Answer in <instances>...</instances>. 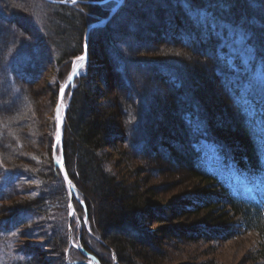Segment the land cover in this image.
I'll return each mask as SVG.
<instances>
[{
  "label": "trees",
  "instance_id": "trees-1",
  "mask_svg": "<svg viewBox=\"0 0 264 264\" xmlns=\"http://www.w3.org/2000/svg\"><path fill=\"white\" fill-rule=\"evenodd\" d=\"M19 3L16 1V4ZM139 3L148 12L142 14L145 20L131 15L133 21H129L134 25L130 29L140 36L138 40L133 33L128 36L117 32L119 25L110 30V21L104 27L91 30L117 34V39L108 40V55L119 75L120 87L127 90L123 92L120 89V102H115V98L107 92V84L101 88L98 86L94 75L97 68L90 61L74 80L64 115L63 156L65 168L77 192L75 210L79 209L82 215L91 218L94 230L102 240H106L119 264H164L165 256L158 248L160 241H157V234L146 228L149 223L157 222L152 211L157 215L159 210L149 207L150 193L140 182L132 181L134 177H120L108 169L110 160L105 152L110 136L115 135L118 126V114L113 109L116 107L120 109L123 119V142L132 150L141 151L147 143L145 137L148 138L150 134L141 124V117L153 115L147 109V104L156 95L153 90H158L165 97L164 102L171 105L176 123L182 127L178 137L185 145L181 156L185 159L186 167L202 181L205 189L212 187L218 193L217 196L208 193L191 197L182 207L181 215L197 216L201 210L199 207H204L200 216L202 219L222 223L226 215L221 213L223 208L219 213L216 208L221 203L225 204L243 226L259 234V253L264 258L262 210L257 205L242 207L229 201L226 192L216 188L214 181L200 170L197 161L200 147L212 143L239 167L250 169L256 164L257 149L264 143V62L261 59L264 57V0H139ZM110 4L113 5L114 0L103 4L82 2L73 5L24 0L20 3L21 7L31 9L35 13V22H39V39L31 45L30 50L20 46L22 40L14 36L12 28L16 17H9L7 10V7H13V3L6 0L5 8L0 5V102H4L0 106V202H10L7 207H0V264H39L35 254L43 252L21 242L24 237L42 239L40 247L50 249L56 256L48 258L46 264H68L67 261L84 259L77 250L70 251L68 259L65 257L68 193L53 164L50 147L43 153L37 148L40 138L33 130L35 127L37 130L39 119L35 112H29L32 100L26 86L40 79L48 61L61 68L71 63L69 59L81 53L86 26L107 16L112 7ZM124 4L116 14L122 13ZM21 17L17 16V19ZM126 18L124 13L120 15L121 21H126ZM148 30L152 31L151 36L157 42L156 48L163 43L164 47L170 49L189 50L201 59L199 68H206L229 105L236 130L234 147L215 135L211 111L197 95L193 82L188 83L190 74L174 63L143 56L149 51L139 39L142 37L145 40V34H141ZM12 37L14 41L10 43ZM130 37L132 44L125 41ZM47 44L51 51L44 57L42 52ZM88 54L90 58L96 57L92 51L88 50ZM152 82H156V88L150 90ZM235 85L253 90L249 96L262 92L260 98L257 97L258 101L253 97L261 115L257 117L251 107L253 118L244 109L243 102L238 103ZM56 89V86L52 89L54 96ZM19 143L29 144L42 154H31L29 159L35 163V160H42L41 167L27 169L20 164L22 147L19 148ZM2 167H6L10 173L5 180L1 179ZM91 200L96 203L93 208L89 206ZM47 210L54 213V218L48 217L45 213ZM40 214H46L45 230L41 224L24 229L29 220ZM166 229L170 232L174 228ZM201 229H205L209 235L199 233ZM198 230L194 233L188 227H179L181 233L191 236L177 238L193 241L198 237L215 239L233 235L224 228L203 226ZM16 234L18 237L12 236ZM79 242L100 264H115L108 257V249L102 255L81 237Z\"/></svg>",
  "mask_w": 264,
  "mask_h": 264
},
{
  "label": "rangeland",
  "instance_id": "rangeland-1",
  "mask_svg": "<svg viewBox=\"0 0 264 264\" xmlns=\"http://www.w3.org/2000/svg\"><path fill=\"white\" fill-rule=\"evenodd\" d=\"M10 1L13 3V7H7L9 17L14 16L17 19V16H22L17 20L15 19V24L12 28L15 32L14 36L16 35V38L18 36V38L20 37L22 40L19 43L20 46H23L25 50H30L29 48L31 45L33 46V43L39 39L37 34V31L39 30L37 24L39 22H35L33 15L34 12L32 13L31 9H24L21 7L20 3L22 4L24 0ZM16 1L20 3L16 4ZM44 1L49 3L47 0ZM5 2L6 0H0L1 7L5 8ZM108 6L109 5H107V7ZM116 13L113 14L109 20L110 22L108 23V26L111 25L109 29L113 30L119 25L117 32L125 33L128 36L133 33L136 40H138L137 38L140 36L138 37L137 33L130 29L134 25L129 21H133V19H131L132 16L145 20L143 15L148 12L145 8L141 7L139 0H126L122 10V13L127 17L125 19L126 21H121V12L118 14ZM41 21L44 23L43 18H41ZM7 23L9 22L7 21ZM43 23L41 24L44 25ZM97 32L90 31L88 34L87 51H92V55H96V57L92 58L88 55V61L93 64L92 66L94 68L95 66L97 68L94 75L97 77L98 86L101 88L103 85L107 84V92L112 98H115V102L116 100L120 102V89H122L123 92H126L127 90L120 87L118 79L119 75L113 69V64L108 55V49L110 47L108 40L114 39L116 33ZM151 32V30L143 31V34L141 35L145 34V40L142 37L139 39L142 43L144 42L143 44L148 47L147 51H149L148 53L143 54V56L149 57L150 60L174 63L181 66L185 72L190 74L191 78L188 80V83L190 84L193 82L197 95L200 97L202 103L211 111V123L215 126V130H213L215 135L225 141L230 147H234L236 143V130L235 122L230 116L231 111L229 110V105L217 89L216 83L210 78V74L207 72L206 68H199V61L201 59L192 55L189 50L180 48L170 49L164 47L163 43H161L163 46L159 45L158 48H156L157 42L153 40ZM11 40L10 43L14 41V38ZM125 41L131 42V44L133 42L131 37L129 39L126 38ZM43 49L42 54L44 57H47L51 51L50 45ZM82 51L83 45L81 53ZM153 51H155V53H153ZM79 55L71 57L69 59L71 63L66 64L63 68L60 66L56 67L53 62L49 63L48 61L46 65L47 68L40 79L36 81L33 80L26 86V90L32 100L28 107L32 112H29L31 114L35 112L39 119L37 130L36 127L33 130L35 131L34 134H39L40 138L38 139L39 145L37 148L39 147L38 150L40 149L41 153H43L50 147L51 158H54L53 154L58 158L60 153L58 145L54 149V112L58 103L59 91L66 83L71 69L77 62ZM87 64L89 65V63ZM83 70L84 68L82 71ZM54 86L57 88L55 96L52 91ZM149 88L150 90L155 89L156 82L150 83ZM153 92L156 95H153V99L147 104V109L151 110L153 115L146 118L141 117V124H143L144 129L147 128L148 130H146L150 131L149 137H151L150 139L149 137H145V139H147L145 146L142 147L141 151H134L123 142V136L125 135L123 119L122 116H120V109L116 107L113 109H115L118 114V118H116L118 126L115 128V135L110 136V143L105 152L110 160L108 169L120 177H134L135 179L132 178L134 179L132 181L140 182L144 189H147L150 193L147 203L149 207L154 208L157 211L159 210L157 215L152 211V214L156 216L155 219L157 222L149 223L150 225L146 228L157 234V241H160L158 248L165 256V258H163L164 264H264V258H262L259 253L261 237L256 231L241 230V233L230 238L218 236V238L215 239H200L198 237L193 241L177 238L191 236L188 233H181L179 227H183L184 229H187L188 227L194 233L203 226L217 229H231L235 227L234 224L237 222V216L233 215L229 208L225 207V204L222 203L216 208L217 213L223 210L221 213L226 215V220L222 223L217 220L209 221L207 219H202L200 216H202L201 211L204 207H199L201 210L197 216L195 214L186 216L181 215L180 212L182 211V207L186 205L191 197H200L208 193L217 196L218 193L212 187L208 189L206 187L205 189L202 185V181L193 176L190 170L186 167L185 159L181 156V152L185 149V145L183 144L181 137H178L182 127L180 128L176 123V116L171 112L170 109L172 107L169 102H164L165 97H163L158 90H153ZM68 99L69 90L65 88L61 93L60 106L65 107ZM152 102L155 104L153 105ZM3 104L4 102H0V106ZM35 118L36 117H34V119ZM19 148H21L19 153V161L22 162L20 163L21 165L25 166L27 169L36 168L41 165L42 160L40 159L35 160L36 163L29 160L31 159V154L42 155L34 150V148H31V145L27 144L26 146V143H19ZM171 165H175V167H172ZM2 168L4 169H2L1 172V179L5 180L9 177L10 173L6 167ZM36 185H38V182H36ZM89 202L90 208L96 206L94 200ZM8 205H10L9 201L0 202V207H7ZM45 213L48 214V217L54 218V213L50 210H47ZM4 216H6V214L2 215V217ZM44 216H46V214L35 215L29 220V223L25 225L24 229L27 228L28 230L30 227H33V225L37 224H41L42 226L43 224L47 225L45 222L47 218ZM65 221L67 228L65 248L66 259L70 251L75 250L73 244L77 243L78 239L81 237V239H83V241H85L86 244L97 253H102V255H104V252L108 249V257L115 262V264H119L116 262L114 253L109 249L106 240H102L94 230L90 217L82 215L80 210L77 209L72 214L70 222L68 221V215L66 216ZM167 227L174 229L169 232V230L167 231L166 229ZM43 228L44 230L46 229L45 226H43ZM236 228L240 229L238 226ZM163 230H165V232ZM38 232L41 234L40 231ZM198 232L206 236L209 235V232L205 229L198 230ZM12 236L18 237V234ZM10 237L11 236L9 235V238ZM41 240L42 239H29L24 237L21 238L20 241L25 245H30L33 248L42 251L43 253L40 252V254H35V259L39 264H46L48 258H56V256L51 253L50 249L43 250L42 248L44 247H40V243H42Z\"/></svg>",
  "mask_w": 264,
  "mask_h": 264
},
{
  "label": "water",
  "instance_id": "water-1",
  "mask_svg": "<svg viewBox=\"0 0 264 264\" xmlns=\"http://www.w3.org/2000/svg\"><path fill=\"white\" fill-rule=\"evenodd\" d=\"M51 2H55V3H72L71 1L70 2H65V0H49ZM104 0H98V1H87V0H83L82 2L84 3H102ZM125 0H118L116 2V4L113 6L112 10L110 11L109 15L103 19V20H100V21H96V22H93L91 24H89L86 28H85V31H84V36H83V53L80 55V56H84L85 59L83 61H80L78 62V64L73 68L72 70V73L70 75V79L68 81H66V83L64 84V86L62 87V89H60L59 91V95H58V103L55 107V112H54V117H55V138H54V149L56 148L57 145H59V151H60V163L58 164L57 161L55 162V165L57 166L59 172L61 173L63 179H64V182H65V185L67 187V190H68V193H69V202H68V207H69V213L67 214L68 215V221L70 222L71 220V217H72V214H73V211L71 210L72 207H73V186H72V183H71V179L66 171V168H65V164H64V156H63V137H62V130H61V127H60V124H59V105H60V100H61V93L62 91L65 90V88L68 87V85L71 83L72 79L79 73L80 69L83 67V65L87 62V59H88V47H87V41H88V34H89V30L94 27V26H97V25H101L102 23L108 21L110 19V17L117 11V9L119 8V6L124 2ZM64 118V111H63V114H62V119ZM57 137H59V139H57ZM65 176H67V179H65ZM70 182V183H69ZM84 252V251H83ZM90 256V259L92 261H94L95 263L99 264V262L97 261V259L92 256V255H89ZM92 261H87L86 264H93ZM78 262V261H76Z\"/></svg>",
  "mask_w": 264,
  "mask_h": 264
},
{
  "label": "snow or ice",
  "instance_id": "snow-or-ice-1",
  "mask_svg": "<svg viewBox=\"0 0 264 264\" xmlns=\"http://www.w3.org/2000/svg\"><path fill=\"white\" fill-rule=\"evenodd\" d=\"M71 2L72 3H76V0H71ZM249 39H251V38L249 37ZM252 47H253V50H255V46L253 45ZM77 59H79L80 61H83L85 59V57L84 56H79ZM261 59H262V62H264V57H262ZM57 139H59V137H57ZM57 163L59 164L60 161L57 160ZM65 179H67V176H65Z\"/></svg>",
  "mask_w": 264,
  "mask_h": 264
},
{
  "label": "bare ground",
  "instance_id": "bare-ground-1",
  "mask_svg": "<svg viewBox=\"0 0 264 264\" xmlns=\"http://www.w3.org/2000/svg\"><path fill=\"white\" fill-rule=\"evenodd\" d=\"M62 113V106L60 107V114ZM61 122V121H60ZM59 122V123H60ZM62 125V124H61ZM70 246V245H69ZM68 253V252H67ZM68 256V255H67Z\"/></svg>",
  "mask_w": 264,
  "mask_h": 264
}]
</instances>
